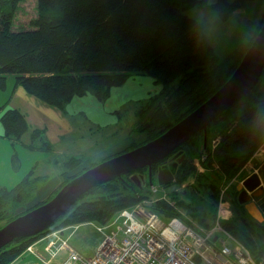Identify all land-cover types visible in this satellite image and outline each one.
I'll list each match as a JSON object with an SVG mask.
<instances>
[{
    "label": "trees",
    "instance_id": "trees-1",
    "mask_svg": "<svg viewBox=\"0 0 264 264\" xmlns=\"http://www.w3.org/2000/svg\"><path fill=\"white\" fill-rule=\"evenodd\" d=\"M24 1L0 0L2 89L8 75L13 74L16 85L64 109L75 96L89 93L105 101L114 86L122 85L133 74L149 75L163 85L160 94L138 101V127L147 132V138L133 140L127 148L106 158L158 137L212 96L233 74L264 21L263 17L248 43L220 59L203 23L186 10L201 5L217 9L226 18L248 0H37L38 15L31 19V27L15 28L16 13ZM0 110H4L1 120L5 136L13 142L21 140L30 128L25 114L7 103L0 104ZM39 133L40 128L33 129L29 148L51 150V143ZM214 137H219L215 146ZM263 143L264 70L255 88L208 126L206 143L201 131L173 152L180 151L183 159L178 162L174 188L168 191L167 199H153L150 188L141 190L131 173L115 177L85 192L46 230L2 247L0 264L12 263L52 231L92 219L106 225L122 209L143 201L162 217L176 216L195 227L210 228L218 217L222 186ZM196 160L201 161L204 171L199 170ZM82 162L76 156L65 161L59 188L32 205L42 178L35 177L33 169L12 187L0 183V227L48 201L66 182L96 164L70 172ZM142 171L147 173V168ZM239 193L236 188L233 201L241 217L222 219L220 224L259 259L264 252V222L239 202ZM21 207L25 208L19 210ZM246 216L250 220H244Z\"/></svg>",
    "mask_w": 264,
    "mask_h": 264
},
{
    "label": "rangeland",
    "instance_id": "rangeland-1",
    "mask_svg": "<svg viewBox=\"0 0 264 264\" xmlns=\"http://www.w3.org/2000/svg\"><path fill=\"white\" fill-rule=\"evenodd\" d=\"M209 3L216 2L217 0H208ZM233 1V0H231ZM189 15L199 19L203 25L207 37L210 43L214 46L216 53L220 59L226 57L231 51L243 43H248L249 40L255 34L256 28L259 26L260 22L258 20L261 18L262 21L264 17V0H248L245 5L232 11L229 16L222 18L219 11L215 8L205 9L201 5H194L186 10ZM37 0H27L20 3L19 9L16 13L14 27L15 28H29L31 27V19L37 17ZM136 75L133 74L132 77ZM14 75H8L6 82V87H0V104H3L6 99L16 98L17 92L11 90L14 86ZM177 82V81H176ZM159 84V83H158ZM163 85L160 84V89L158 92L152 95H158L162 92ZM87 95V94H86ZM95 96V95H94ZM76 97V96H75ZM150 97V96H149ZM147 97V98H149ZM146 99V98H145ZM144 99V100H145ZM48 106L51 111L45 114L39 113L34 109L29 110V114L32 117L34 115H40L37 118L36 126L40 128V136L48 141H53L57 139V133L53 131H48L45 127L46 124H60L65 117L64 109L52 106ZM141 104L138 102L135 105L130 104L123 107L121 114H119L118 120L115 123L104 126L96 127L90 126L87 122L81 123L80 128L76 130L72 129L69 132L70 125L65 122L66 126L62 128V133H69V138L64 139L62 142L56 145L55 150L43 151L41 149L35 148L30 149L29 144L32 140V131L30 128L22 135V139L13 142L11 139L5 137L6 139H0V183L8 187H12L17 184L23 177L31 170L36 169L33 173H46V176L42 177L37 183L38 187L44 186V192L42 196L36 200L45 199L46 194L50 195L57 188H53L57 175L61 168L64 169L65 161L70 160L72 157H80L83 159L81 165L75 167L70 172L76 173L81 169L88 167L92 162H101L108 154L106 152L110 151L108 149H113L121 151L127 147H123L128 144L131 140L137 142L144 141L147 138V132L139 129L141 114H137V110L140 111ZM4 110H0L1 115ZM67 114V113H66ZM0 115V118H1ZM67 127V130H64ZM59 127L56 128L58 130ZM38 140V138L36 139ZM129 141V142H128ZM39 143V140L37 141ZM54 147V146H53ZM115 149V150H114ZM14 153V155H13ZM117 153V152H116ZM258 153H261L258 156ZM105 154L104 156H102ZM264 161V143L259 146L257 151L252 155V157L246 162V164L235 174L231 181H227L222 187H226V192L223 196L222 202L219 204L218 215L220 213L221 217H225L224 220L240 218L236 210V202L233 201L235 196L234 192L241 186L242 180L246 178L248 174L255 172ZM94 163V162H92ZM60 168V169H59ZM252 171V172H251ZM145 174V172H143ZM136 174V173H135ZM141 174L132 177L131 179L135 182L141 190L149 189L146 182H143L140 177ZM134 178V179H133ZM139 178V179H138ZM8 184H4V183ZM154 183L157 184V178L155 176ZM52 188H51V187ZM173 184H168L166 188H159V191L154 193L153 199L161 196L163 192L168 191L172 188ZM47 192V193H46ZM48 195L46 197H48ZM232 197V199H231ZM161 198V197H160ZM221 199V194H220ZM150 201V200H149ZM224 203V205H222ZM25 207L19 208V210ZM222 210H228L226 214H222ZM253 216V215H252ZM244 220H250L249 217H245ZM257 219V218H256ZM258 220L264 222V214L260 213ZM2 221L1 223H3ZM99 226L104 227L103 231L99 230ZM113 229V226L105 225L99 222L97 219H92L78 225H68L64 229H57L55 231H63L61 235L63 238H68L69 243L78 250L81 254L85 256H92L97 252L99 244L105 238V235ZM54 232V231H52ZM58 234H61L58 232ZM234 245L233 243H231ZM264 244V238H263ZM67 250H61L58 254L57 259L62 260L67 255ZM264 256V252L263 255ZM23 258V256H22ZM26 259H34V256L27 254ZM21 259V258H20Z\"/></svg>",
    "mask_w": 264,
    "mask_h": 264
},
{
    "label": "water",
    "instance_id": "water-1",
    "mask_svg": "<svg viewBox=\"0 0 264 264\" xmlns=\"http://www.w3.org/2000/svg\"><path fill=\"white\" fill-rule=\"evenodd\" d=\"M263 70L264 21L233 74L212 96L158 137L90 166L66 182L48 201L34 206L0 227V249L15 239L46 230L85 192L103 182L148 167V178L152 184L153 166L170 156L198 132L205 133L206 143L208 126L255 88ZM179 154L180 151L176 152L172 158H177ZM182 159L183 156L172 164L158 167L157 179L160 184L166 185L174 180L178 162ZM239 189V202L258 219L262 212L252 200L251 193L264 189V161L255 172L242 180ZM259 206L264 211V202ZM257 211L259 214H256Z\"/></svg>",
    "mask_w": 264,
    "mask_h": 264
},
{
    "label": "built area",
    "instance_id": "built-area-1",
    "mask_svg": "<svg viewBox=\"0 0 264 264\" xmlns=\"http://www.w3.org/2000/svg\"><path fill=\"white\" fill-rule=\"evenodd\" d=\"M218 142L219 137H214L212 145ZM225 192L226 187H222L221 202ZM222 219L225 217L219 213L212 227H195L176 216L162 217L143 201L122 209L106 224L113 229L92 256H84L72 248L61 236L63 231L48 235L51 239L47 245L51 249L46 245L45 250L51 261L61 249H68L66 257L72 263L66 264H264V256L256 258L246 244L222 227Z\"/></svg>",
    "mask_w": 264,
    "mask_h": 264
},
{
    "label": "crops",
    "instance_id": "crops-1",
    "mask_svg": "<svg viewBox=\"0 0 264 264\" xmlns=\"http://www.w3.org/2000/svg\"><path fill=\"white\" fill-rule=\"evenodd\" d=\"M261 18L262 17H260L258 22H260ZM159 89H160V84H158L153 77L145 74H136L133 77L130 76L122 85L114 86L111 90L110 97H108L105 101H100L96 96L90 93L84 96L74 97L64 108L65 117L63 118L62 121H60L61 123L60 124L53 123L51 125L46 124L45 126L48 129V131H53L57 133V139L53 141H49L52 145L51 150H55L56 145L58 146L59 142H62L64 139L69 138V133L60 132L62 131V128L66 126L65 122L71 126L69 132L72 129L76 130V128H80V124L77 121L81 123H84L85 121L91 127L109 126L118 120L117 116L121 114V110L123 109V107L126 108V106L130 104L135 105L136 103H138V101L144 100L145 98L151 96L153 93L158 92ZM11 90H13L14 93L15 92L18 93L16 95V98L13 100V102L10 101L11 99H6L4 103H7L8 107L18 108L22 113H24L28 120L31 130L37 128L35 121L37 122V118L40 117L39 113L45 114L46 112L51 111L49 108H47L48 106H46L48 105V103L28 92L22 85H16L15 80H14V86H12ZM31 109H34L37 112H39L38 115H34L32 113V117H31L29 114V110L31 111ZM57 127H59L58 130H56ZM64 130H67V127ZM5 137H6L5 128L0 118V139H6ZM131 141L130 142L128 141L129 143L123 147L125 148L128 145H130ZM108 150L110 151L106 152L105 154L111 155L116 152H119V150H115V149H114L115 151H113V149H108ZM105 154H103L102 156H104ZM92 162L90 163L92 164ZM34 171H36V169H33V172ZM62 171L63 169L61 168V171L59 170L57 175L58 177L55 180L54 185L52 186L53 188H59V186L62 184L64 179L61 175ZM33 175L35 177L36 176L44 177L46 176V173L41 171V173L38 174L35 172L33 173ZM4 184H8V183L6 182ZM42 192H44V186L38 187V189L35 192L36 195L34 199L31 201L30 205L34 204L33 202L36 203L38 201H41L36 199L42 196ZM47 195L48 194H46L45 197L43 196V198H47L46 197ZM48 235L32 243L30 245L32 247L31 249L27 248L20 256H18L10 264H61L63 259L58 260L57 259L58 255L54 258H51V261H48V259H50V254L45 250V246L48 244L49 240L51 239V237ZM27 254H31L32 256H34L35 260H32L30 258L26 259L25 256Z\"/></svg>",
    "mask_w": 264,
    "mask_h": 264
},
{
    "label": "bare ground",
    "instance_id": "bare-ground-1",
    "mask_svg": "<svg viewBox=\"0 0 264 264\" xmlns=\"http://www.w3.org/2000/svg\"><path fill=\"white\" fill-rule=\"evenodd\" d=\"M149 76V75H148ZM124 152V151H123ZM121 153V152H120ZM261 155V153H258V156H260ZM163 161H161V162H159V163H157V164H155L154 166H153V183L152 184H150V182H149V178H148V171H149V168L148 167H145V168H147V173H143V171L142 170H144L145 168H142V169H140L141 170V172H140V170H137V171H135V172H132L133 173V175H134V177H138V175L139 174H141V178H142V180H143V182H146V184H147V182L149 183V188H150V191H152V193L154 194V193H156V192H158L159 191V188H161V187H163V188H166V187H168V184H166V185H162V184H160L159 182L157 183V184H155L154 183V180H155V176H156V178H157V171H158V167L160 166V163H162ZM196 165L198 166V168H199V170L200 171H204L205 170V167L203 166V164L201 163V161H199V164H197L196 163ZM178 166V165H177ZM176 170H177V168H176ZM136 173V174H135ZM175 173H176V171H175ZM248 175H250V174H248ZM247 175V176H248ZM144 176V177H143ZM246 176V177H247ZM139 179V178H138ZM157 181H158V179H157ZM174 182H175V174H174V180L172 181V182H170V183H172L173 184V186H172V188H170L168 191H170V190H172L173 188H174ZM169 183V184H170ZM153 187H156V191H154L153 190ZM168 191H166V192H163V194L161 195V196H159V197H161L162 199H167V197H168ZM228 212V210H222V214H226ZM256 214H259V212L257 211L256 212ZM65 239H67L68 240V238H65ZM103 241H104V239L102 240V242L99 244V246H98V248L101 246V244L103 243ZM69 242V241H68ZM70 244V243H69ZM70 246L72 247V248H74L71 244H70ZM47 249L48 250H50L51 249V247H50V245H47ZM75 249V248H74ZM61 250H67V252H68V249H61ZM60 250V251H61ZM76 250V249H75ZM98 250V249H97ZM59 251V252H60ZM76 251H78V250H76ZM59 252H58V254H59ZM79 252V251H78ZM80 253V252H79ZM57 254V255H58ZM81 254V253H80ZM56 255V256H57ZM67 255H68V253H67ZM66 255V256H67ZM83 255V254H82ZM85 256V255H84ZM87 257H89V256H87ZM69 261V263H72V260H70V257H66V258H64L63 259V264H66L67 262ZM62 262H61V264H62Z\"/></svg>",
    "mask_w": 264,
    "mask_h": 264
},
{
    "label": "flooded vegetation",
    "instance_id": "flooded-vegetation-1",
    "mask_svg": "<svg viewBox=\"0 0 264 264\" xmlns=\"http://www.w3.org/2000/svg\"><path fill=\"white\" fill-rule=\"evenodd\" d=\"M174 154L172 153L170 156L166 157L165 160L162 163H160V165H169L177 161V158H179V156L177 158H172ZM259 166L260 165H258L257 168ZM131 174L133 175V173ZM239 192H240V189H239ZM251 197H252V200H254L257 203L260 211L264 214L263 209L259 206L264 202V189L255 190L254 192L251 193Z\"/></svg>",
    "mask_w": 264,
    "mask_h": 264
}]
</instances>
